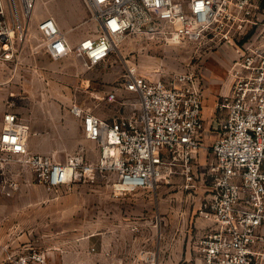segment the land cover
Returning <instances> with one entry per match:
<instances>
[{"label":"built area","instance_id":"2783aa9c","mask_svg":"<svg viewBox=\"0 0 264 264\" xmlns=\"http://www.w3.org/2000/svg\"><path fill=\"white\" fill-rule=\"evenodd\" d=\"M37 0H0V62L18 65L28 45V25ZM94 11L97 35L73 45L55 18L37 23L43 50L53 59L70 55L86 67L104 63L118 42L134 35L161 36L166 41H200L232 45L237 57L233 78L217 111H225L218 135L205 144L204 86L195 69L152 78L129 66L122 88L139 96L134 115L105 119L73 103L88 140L99 147L98 158L84 149L58 161L30 147V126L17 113L3 115L0 131V202L18 189L14 167L31 171L56 192L76 181L106 178L116 196L154 189L175 175L184 188L196 187L197 172L210 189L198 210L208 226L197 245L196 264H264V36L257 27L264 12L259 0H84ZM247 36V37H246ZM38 47L31 51L39 53ZM117 101L116 93L107 96ZM210 148L209 161L195 162ZM92 246L88 254H97ZM110 260L95 264H120ZM145 264H159L157 250H143ZM2 264H52L44 252L11 253Z\"/></svg>","mask_w":264,"mask_h":264},{"label":"rangeland","instance_id":"374dc122","mask_svg":"<svg viewBox=\"0 0 264 264\" xmlns=\"http://www.w3.org/2000/svg\"><path fill=\"white\" fill-rule=\"evenodd\" d=\"M48 15L73 45L98 34L94 11L84 0H37L21 62L11 66V81L0 80V111L1 123L7 110L27 120L30 147L33 140L44 147L41 152L53 154L58 161L81 149L86 159L98 158L99 147L85 137L80 119L70 111L71 104L78 103L105 119L138 111L139 96L121 86L129 66L152 78L195 69L204 93H221L232 84L229 68L237 57L235 47L212 42H174L140 34L118 42L109 58L96 66H84L75 55L55 60L43 50V37L37 30L38 21ZM257 22L247 35L259 27L264 36V12ZM35 47L39 53L31 51ZM7 69L0 62V72ZM113 92L117 101L109 102L107 96ZM204 135L210 146L218 130L206 127ZM200 153L201 162L205 156L209 161L210 148ZM11 174L19 187L0 202V264L11 253L33 252H44L52 264H95L111 259L106 251L120 264H145L142 251L146 249L158 251L160 264L198 262L197 250L187 259L185 252L190 229L197 235L204 222L197 209L208 192L200 171L191 189H185L183 177L175 175L154 189L118 196L103 177L76 181L69 189L56 192L22 167H14ZM92 246L97 254H88Z\"/></svg>","mask_w":264,"mask_h":264},{"label":"crops","instance_id":"0c3cea01","mask_svg":"<svg viewBox=\"0 0 264 264\" xmlns=\"http://www.w3.org/2000/svg\"><path fill=\"white\" fill-rule=\"evenodd\" d=\"M5 66H7V72H0V80H7V81H11V64H4ZM123 91L124 88H122ZM230 90V85L228 84V86L224 89V91L222 90L221 93H204L203 92V97H204V119H205V128H212V129H216L217 126L220 124V122L224 119L226 112L225 111H217L216 109V105L218 103V100L222 97V95L228 94ZM127 92V91H125ZM7 111H11V110H7ZM6 111V112H7ZM4 115V114H3ZM1 116H2V112L0 111V131L2 129V123H1ZM122 117V116H120ZM115 117L113 119H117L120 118ZM32 144V150L35 152H41L44 149V147H38L36 145V143L32 140L31 142ZM201 154V153H200ZM99 155V152H98ZM204 155V153H203ZM207 156H205L204 158V162ZM202 161V157L200 156V158L196 159L195 162H201ZM203 162V163H204ZM207 187V192L209 191L210 187L208 184H205ZM208 226L207 221L204 220V222L202 223L201 227H200V231H198L197 235L192 234L191 233V229H190V233L188 234V249L185 252V258H189L188 256H191L193 253H196L197 249V244H198V240L194 241L195 238H199L203 233H204V229ZM196 236V237H195ZM194 243V245H193ZM198 253V251H197ZM190 260V259H189ZM160 264V263H159Z\"/></svg>","mask_w":264,"mask_h":264},{"label":"trees","instance_id":"16d2710c","mask_svg":"<svg viewBox=\"0 0 264 264\" xmlns=\"http://www.w3.org/2000/svg\"><path fill=\"white\" fill-rule=\"evenodd\" d=\"M263 1H264V0H263ZM260 7H261L262 10H264V5H261V4H260Z\"/></svg>","mask_w":264,"mask_h":264}]
</instances>
